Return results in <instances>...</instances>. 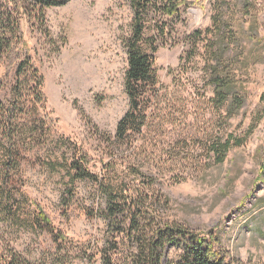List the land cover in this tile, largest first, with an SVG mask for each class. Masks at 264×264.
<instances>
[{
  "label": "rangeland",
  "instance_id": "1",
  "mask_svg": "<svg viewBox=\"0 0 264 264\" xmlns=\"http://www.w3.org/2000/svg\"><path fill=\"white\" fill-rule=\"evenodd\" d=\"M19 1L23 40L41 83L37 89L25 65L7 78L0 69V264L11 253L29 264H102L105 222L83 214H96L101 200L94 183H72L68 172L79 148L92 158L110 153L108 141L129 107L124 79L130 3L55 0L64 4L44 8L41 17L37 0ZM214 1L183 7L174 17L147 15L161 88L146 128L141 135L129 132L120 149L168 200L163 218L213 234L231 264H264V0H249L243 18L235 12L240 21L231 29L244 39L247 60L233 74L246 101L225 120L212 109L204 80L206 39L192 47L191 34L210 26ZM10 9L0 0L1 31L17 18ZM251 22L254 36L247 32ZM35 203L52 228L39 222ZM67 213L73 214L68 220ZM132 251L115 246L114 264H127L123 259ZM181 256L180 248L170 246L162 261L178 264Z\"/></svg>",
  "mask_w": 264,
  "mask_h": 264
},
{
  "label": "trees",
  "instance_id": "2",
  "mask_svg": "<svg viewBox=\"0 0 264 264\" xmlns=\"http://www.w3.org/2000/svg\"><path fill=\"white\" fill-rule=\"evenodd\" d=\"M7 3L11 5L10 14L17 18L12 19V24L7 23L4 31L0 30V55L3 57L0 69L3 70L4 78H7L12 72H18L24 65L27 66L37 80L38 89L41 78L28 54L19 24L23 7L19 0H7ZM129 3L133 19L131 35L126 40L127 67L124 79L129 107L116 126L114 140L108 141L112 145L110 153L105 157L92 158L86 150L79 148L77 157L69 164L68 172L72 183L83 180L94 183L101 200L96 214H90L88 209L83 210L86 217L100 218L105 222L104 241L99 251L100 261L102 264H114L117 258L113 259L111 250L118 244H125L133 248L130 257L123 259L127 264H164L162 259L170 246H176L182 251L178 264H231L229 254L224 252L213 234L196 233L163 218L161 211L168 207V200L153 189L154 179L146 176L131 162L128 150L120 149V145L123 146L130 135L129 132L141 135L144 126L146 128L148 115H153L148 111L150 107L152 109V103L157 101L161 88L154 68L156 47L149 41V29H146L147 15L154 11L166 17H174L183 7H202L203 0H129ZM234 3L236 6L231 9L226 0H215L210 26L191 34L193 48L196 39H206L204 80L212 92V109L215 113L222 114L224 120L235 116L246 101L241 83L233 74L236 67L247 60L244 55V39L231 26L234 21H240L234 19L235 12L243 18V15L247 16L250 12L252 4L249 0H234ZM63 4L55 0H37L41 17L44 8ZM1 25L0 21V27ZM254 25L252 22L249 25L247 32L250 36L256 35ZM155 29L157 28L153 26L152 32ZM2 80L0 79V84ZM35 97L41 100L43 94L37 92ZM229 144V140L222 144V152L227 150ZM240 144L238 141L235 145L238 147ZM215 153L220 157L222 155L221 151ZM35 208L39 222L52 228V222L44 209L36 203ZM63 216L68 220L73 214ZM57 236L63 242L68 241L60 232H57ZM3 262L29 264L13 253Z\"/></svg>",
  "mask_w": 264,
  "mask_h": 264
}]
</instances>
